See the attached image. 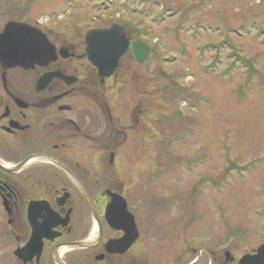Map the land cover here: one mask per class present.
Here are the masks:
<instances>
[{
	"label": "rangeland",
	"instance_id": "rangeland-1",
	"mask_svg": "<svg viewBox=\"0 0 264 264\" xmlns=\"http://www.w3.org/2000/svg\"><path fill=\"white\" fill-rule=\"evenodd\" d=\"M33 1L26 8L27 17L50 15L54 20L49 28L59 33H67L73 23L79 32L120 20L128 24L133 35L139 29L143 31V42L151 50L149 59L143 63L135 61L129 50L120 60L116 74L103 79L104 82L98 77L94 80L93 72L84 69L78 73L77 84L64 88L65 91L87 88L95 92L109 107L115 124L126 127L128 133L129 145L119 147L121 156L113 166V174L103 176L97 184V200L101 201L105 189L114 187L117 168L122 174V185L128 188L129 202L157 200L156 190L160 189H164L161 191L164 197L170 198L169 203L163 202L168 199L158 200L156 210L153 208L157 204L148 205V222L154 226L153 216L159 225V240L166 246L169 244L165 240L172 233L169 228L175 226L177 240L189 245H193L190 234L197 238L212 233L231 236L236 225L251 227L253 240L256 233H263L264 0ZM61 14L65 17L57 20L56 15ZM82 64L87 66L83 61ZM79 94V91L75 93ZM201 97L206 98L205 103L197 100ZM70 100L88 103L67 97L63 102ZM88 105L96 107L97 138L104 131L110 132L111 120L101 113L103 105L99 102ZM139 110L142 111L140 126H143L135 133L130 132L129 118L139 116ZM156 133L162 155L157 166H161L159 171L163 174H174L187 163L180 162L182 159L203 156L206 161L192 165L202 166L198 169L182 170L181 177L171 178L165 187H157L160 177L155 184L151 178L152 154H147L151 159L146 161L138 154L144 135L150 139L149 146H157ZM177 133L182 141L169 146L168 139H177ZM200 173L213 180L225 174L222 193L210 191L198 195L195 186ZM204 188L207 189L203 185ZM135 191L141 196L137 200L131 194ZM216 203L225 208L224 217L217 211ZM178 205L180 208L173 214L169 212ZM191 213L197 221L189 224ZM90 220L86 213L80 223L74 224L72 234L83 236Z\"/></svg>",
	"mask_w": 264,
	"mask_h": 264
},
{
	"label": "flooded vegetation",
	"instance_id": "flooded-vegetation-1",
	"mask_svg": "<svg viewBox=\"0 0 264 264\" xmlns=\"http://www.w3.org/2000/svg\"><path fill=\"white\" fill-rule=\"evenodd\" d=\"M33 2L0 0V34L8 22L38 26L56 53L54 60L34 69L0 62V264H241L244 255L255 252L256 237L253 240L250 234L193 246L181 243L172 232L166 246L158 238L153 216L154 226L148 222L142 202L128 206L133 218L123 217L121 229L114 214L121 201L114 202L107 216L113 195L124 190L119 170L115 169L114 187L105 189L101 201L96 188L118 164V149L129 138L126 127L115 124L109 107L95 92L64 90L79 82L80 71L93 72L94 80L97 71L87 60L85 38L76 25L65 34L50 31L39 25L44 13L27 17L26 8ZM49 74L62 79L49 78L41 88L40 81ZM66 97L88 103H65ZM91 102L102 104L101 113L111 120L110 132L98 138L97 111L88 105ZM138 114L129 118L130 132L143 126L142 111ZM147 154L143 160L150 159ZM86 213L91 220L85 234H72L74 224ZM134 233L136 240L128 247Z\"/></svg>",
	"mask_w": 264,
	"mask_h": 264
},
{
	"label": "water",
	"instance_id": "water-1",
	"mask_svg": "<svg viewBox=\"0 0 264 264\" xmlns=\"http://www.w3.org/2000/svg\"><path fill=\"white\" fill-rule=\"evenodd\" d=\"M123 38L124 35L115 29L93 31L88 34L89 59L99 68L100 75H109L116 66L118 59L126 49ZM136 55L139 60L146 58L144 49H136Z\"/></svg>",
	"mask_w": 264,
	"mask_h": 264
}]
</instances>
